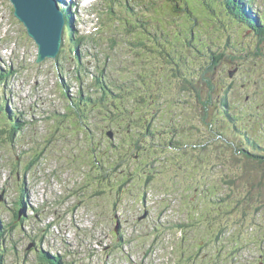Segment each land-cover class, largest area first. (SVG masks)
I'll return each mask as SVG.
<instances>
[{
	"label": "rangeland",
	"instance_id": "obj_1",
	"mask_svg": "<svg viewBox=\"0 0 264 264\" xmlns=\"http://www.w3.org/2000/svg\"><path fill=\"white\" fill-rule=\"evenodd\" d=\"M83 1L70 10V28L56 59L36 63L34 40L15 19L11 3L0 0V72L13 73L0 83V95L5 109L22 122L11 142L7 127L0 133L1 263L264 264V159L232 153L226 141L237 142L239 136H232L224 120H194L192 128L179 119L184 113L192 117L197 100L187 109L186 94L174 93L185 78L204 95L206 79L230 83L229 72L236 69L231 112L239 113L252 97L250 109L263 118L241 120L258 142L244 154L264 155V37L221 13L219 0H187L196 24L176 22L173 12L160 9L161 24L146 26L157 37L138 41L114 21L123 22L118 3L113 14L107 12L110 1ZM244 2L250 18L257 15V25H264V0ZM98 12L109 20L100 36ZM191 25L196 32L189 41ZM69 30L76 38L100 37L98 46L90 40L74 46ZM155 42H162L164 55L173 48L180 54L178 62L163 57L160 76L154 74V55H138L148 47L155 50L148 46ZM208 64L213 71L197 75ZM104 84L115 87L103 92ZM81 94L86 105L77 107ZM178 101L182 105L172 104ZM78 114L86 115L85 124ZM212 116L221 119L220 109ZM129 120L138 128L128 130ZM107 130L124 144L99 162L108 171L101 181L96 161L107 149ZM134 143L140 152L129 157L127 148L134 151ZM118 157L127 161L115 170Z\"/></svg>",
	"mask_w": 264,
	"mask_h": 264
},
{
	"label": "trees",
	"instance_id": "obj_2",
	"mask_svg": "<svg viewBox=\"0 0 264 264\" xmlns=\"http://www.w3.org/2000/svg\"><path fill=\"white\" fill-rule=\"evenodd\" d=\"M134 2L132 3V5L128 4L127 0H115V2H121V15H123V22L122 20H119L120 18H115L114 21H119L120 23V27L122 31H127L128 35H132L134 34V36L136 37V39L141 38L138 41H142V39L146 38L147 35H151L152 37H157V33L156 32H152V29L149 30V28H147L146 26L149 25H153V24H161V22L163 21V17L164 14L160 9H165L166 10V14L173 12L174 13V18L176 22H180L181 18H184L187 22H195L197 20L196 17V13L193 12L190 8V4L188 3L187 0H162V6H157V0H133ZM151 4V5H149ZM220 12L223 13L225 16L229 17L230 19H234L236 20L239 24H243L244 26L249 27L256 35L259 39H262L264 37V25H257L258 20L257 18L255 19V21L249 17H244V5H246V3H244L242 0H224V3H221L220 0ZM152 6V7H148ZM145 9L141 11V15L140 14H136L135 12H139L141 9ZM149 9H151L152 13L149 12ZM171 9V10H170ZM107 11L110 13H115L114 9L112 7H109L107 9ZM65 12L69 13V9H67ZM99 13V12H98ZM130 13V15L124 16L125 14ZM100 16L104 15L102 13H99ZM162 16V19L160 20L159 17ZM137 21V22H136ZM104 22L109 25V20H104ZM193 25H191L190 29H189V39L190 41L193 40L192 34H193V30H192ZM140 28V29H138ZM138 29V30H137ZM71 38V37H70ZM130 38L126 39V42L130 43ZM110 43L113 44V37H110L109 39ZM155 45L156 49L152 50L148 47L149 50L147 51H140L138 52L139 57H147L145 54H151L154 55L155 58L152 59L151 61L153 62L152 64L154 65V74L155 75H159L160 73V69H164L163 64L164 62V54L162 53L161 45L159 42H155V43H150L149 45ZM77 47V43L73 44ZM141 47V45H140ZM142 50V49H141ZM145 53V54H144ZM212 54V52H211ZM180 55V54H179ZM182 57L184 58V55H182ZM148 58V57H147ZM235 59H237V57H232L229 58V60L231 61H235ZM247 61H249L251 64L253 61H255V59L253 58H246ZM143 61H145V58L142 59ZM159 60H163V61H159ZM150 61V62H151ZM214 63V62H212ZM211 63V64H212ZM160 65V68L157 67V65ZM214 65H216L214 63ZM242 65V64H241ZM215 66L208 64L207 67L205 69H201L198 71L197 75L202 76L203 73H206L207 75L213 71V68ZM9 72H0V83H4V81L7 80V78H9L13 73L12 71L9 69ZM179 71H175V73H178ZM180 72H182L180 70ZM212 74V73H211ZM161 75V74H160ZM159 75V76H160ZM196 75H193V77H195ZM174 77H178L177 75H174ZM221 77V76H220ZM211 79V83H207V79L205 80L206 83V88L207 91L205 92V94L202 96V93H199V91L196 89L198 86H195V84L190 83L188 80L183 79V85L182 86H178V84L174 87V93H180L182 92L183 94H186V99L184 100V103L186 105V108L189 109L191 108V106L194 104V100H197V106L195 105L192 109H193V115L191 117L190 113H184L179 119L181 120H185L187 123H190V125H192V128H196V126L193 124L194 120H217L216 117L214 118L212 116L213 110H217L218 109V103L219 105H221L222 107V117L221 120H224L227 125H230L232 128V136L233 137H238L239 136V140L237 142H228L226 141L230 150L232 151V153H235L236 155L240 156V157H251V158H263L264 159V155H260L258 154V151H250L251 154H244L246 153L247 147L250 145L252 148H258V142H257V134L253 132V130L251 131V135L248 134V129H244V126H242L241 120H247V118L251 117V120H263L261 114L258 111H253L250 109L251 107V103L253 102V98H251V101L248 100L247 103H245L244 105V109H242L241 111H239V113H232L231 112V105L228 103V91L232 90L233 88V83H227L225 78L221 77V78H216L215 82L212 81L211 76L209 77ZM203 77L200 78V82L202 81ZM97 84L98 81H97ZM178 86V87H177ZM225 86V90L222 91V87ZM115 86L112 84L111 88H114ZM109 86H104L101 87V90L103 92H105V90L107 89H111ZM221 89V90H220ZM219 92H223V96L220 97ZM126 94V92H124V95ZM127 95H130V92L127 93ZM1 100H0V115L1 117H3V120L1 121V127H0V133H5V128L7 127V129L9 130V136L8 139L11 142L12 138L14 136L15 133H17L18 131H20V129L22 128V122H18L16 119L15 114L10 113L7 109H5V105H6V100L3 98V95H0ZM116 97V96H115ZM203 97H205V101H203ZM102 98H105L104 96H102ZM134 99H138V98H134ZM219 99V102H218ZM83 103H80L82 102ZM87 101L91 102V98L87 97ZM110 101V100H109ZM210 101V102H209ZM74 102V101H73ZM198 102H199V106H198ZM209 102V103H208ZM78 104H74V105H86L84 103H86V100H83L82 94L80 95V99L79 102H75ZM175 103V104H174ZM183 102L178 101V102H172L173 105H182ZM256 105V103H255ZM116 105H114L113 107H115ZM117 111L121 112V108L117 107ZM77 112V111H76ZM123 113V112H122ZM229 113H232L229 115ZM126 115V114H124ZM123 115V116H124ZM187 115V116H186ZM79 116V114H78ZM180 116V115H179ZM128 117L131 118L130 115H128ZM189 120H193V121H189ZM83 124H85V120H80ZM132 122H134V120H129V126L128 130L130 128H138L139 123L136 124H132ZM19 123V124H18ZM69 123V122H67ZM150 124V123H149ZM211 125V124H210ZM5 127V128H4ZM20 127V128H19ZM72 128V125H71ZM89 131V130H88ZM108 134H110L111 136H109ZM134 135L135 133L132 131L130 133H127L126 135ZM105 136V140L108 142L107 145V149L103 150V155H101L100 157H98L97 159V164L99 166V162H103L104 160H108L111 159L108 156H105L108 153L111 152H117V150L119 148L122 149V145L124 143V138H121L120 142H116V140L114 141V134L111 132V130H107L104 133ZM132 137L128 136V139H131ZM108 139V140H107ZM262 143H264V140L261 141ZM263 145V144H262ZM129 146H130V142H129ZM135 150L130 152V148H127V151H129L128 156L129 157H133L134 155H136L138 153V151L140 152L141 148H138L137 143H134V147ZM134 152V153H133ZM133 153V154H132ZM92 157V156H91ZM149 158L151 159V157L149 156ZM93 161V158H92ZM92 161H90L88 164L92 163ZM127 159L124 157H118L116 160V165H115V170L117 169L116 167L120 164H122L119 168H124V162H126ZM151 161H153V159H151ZM91 166H94V163L91 164ZM99 178L101 181H104L105 179L108 178V171L107 168H104L102 166H99ZM127 182V180H125L123 182V184L125 185V183ZM17 219V216H16ZM2 236V232L0 233V237ZM3 247L0 244V264L1 260H3L2 256H3ZM43 261L46 262V260H44L45 258L41 257ZM37 264H42V263H37Z\"/></svg>",
	"mask_w": 264,
	"mask_h": 264
},
{
	"label": "water",
	"instance_id": "obj_3",
	"mask_svg": "<svg viewBox=\"0 0 264 264\" xmlns=\"http://www.w3.org/2000/svg\"><path fill=\"white\" fill-rule=\"evenodd\" d=\"M8 1L13 5L15 18L37 45L36 62L55 59L61 47L65 21L54 0Z\"/></svg>",
	"mask_w": 264,
	"mask_h": 264
},
{
	"label": "bare ground",
	"instance_id": "obj_4",
	"mask_svg": "<svg viewBox=\"0 0 264 264\" xmlns=\"http://www.w3.org/2000/svg\"><path fill=\"white\" fill-rule=\"evenodd\" d=\"M41 1V0H40ZM69 1V5H72V0H68ZM71 10V9H70ZM72 13V12H71ZM71 30V29H70ZM81 106H83V105H81ZM20 128V127H19ZM172 243V242H171ZM170 243V244H171ZM173 247V246H172ZM221 250V249H220ZM222 251V250H221ZM173 253V252H172Z\"/></svg>",
	"mask_w": 264,
	"mask_h": 264
},
{
	"label": "clouds",
	"instance_id": "obj_5",
	"mask_svg": "<svg viewBox=\"0 0 264 264\" xmlns=\"http://www.w3.org/2000/svg\"><path fill=\"white\" fill-rule=\"evenodd\" d=\"M219 93L223 94L222 92H219Z\"/></svg>",
	"mask_w": 264,
	"mask_h": 264
}]
</instances>
